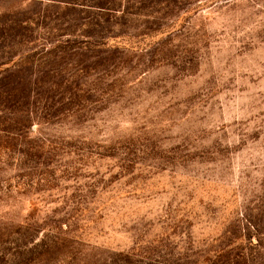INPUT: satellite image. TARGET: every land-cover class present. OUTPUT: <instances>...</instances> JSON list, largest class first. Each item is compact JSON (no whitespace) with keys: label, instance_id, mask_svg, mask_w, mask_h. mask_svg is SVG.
Returning a JSON list of instances; mask_svg holds the SVG:
<instances>
[{"label":"rangeland","instance_id":"obj_1","mask_svg":"<svg viewBox=\"0 0 264 264\" xmlns=\"http://www.w3.org/2000/svg\"><path fill=\"white\" fill-rule=\"evenodd\" d=\"M0 264H264V0H0Z\"/></svg>","mask_w":264,"mask_h":264}]
</instances>
